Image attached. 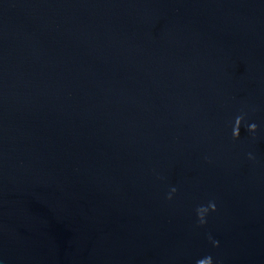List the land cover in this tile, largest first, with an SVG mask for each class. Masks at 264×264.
<instances>
[{
	"label": "water",
	"instance_id": "1",
	"mask_svg": "<svg viewBox=\"0 0 264 264\" xmlns=\"http://www.w3.org/2000/svg\"><path fill=\"white\" fill-rule=\"evenodd\" d=\"M208 257L264 264V0H0V264Z\"/></svg>",
	"mask_w": 264,
	"mask_h": 264
},
{
	"label": "clouds",
	"instance_id": "2",
	"mask_svg": "<svg viewBox=\"0 0 264 264\" xmlns=\"http://www.w3.org/2000/svg\"><path fill=\"white\" fill-rule=\"evenodd\" d=\"M242 121H243V116H238L236 118V120H235V127H234V130H233V136L234 137H238L239 136V126H240V124H241ZM256 128H257V125L251 124V125H249L248 130L250 132H255L256 131ZM175 191H176V189L173 188L172 189V192H175ZM169 199H171V195H169ZM209 210H211V211H215L216 210V206H215L214 203H211L210 202L207 207H200V208L197 209V214H198V217H199V220H200V223L201 224L206 223L204 217H205V214ZM214 243H218V242H214ZM198 264H212V259H211V257H208L206 259L200 260L198 262Z\"/></svg>",
	"mask_w": 264,
	"mask_h": 264
}]
</instances>
